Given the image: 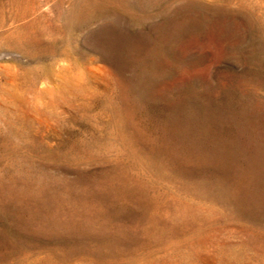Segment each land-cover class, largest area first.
<instances>
[{
    "label": "rangeland",
    "instance_id": "374dc122",
    "mask_svg": "<svg viewBox=\"0 0 264 264\" xmlns=\"http://www.w3.org/2000/svg\"><path fill=\"white\" fill-rule=\"evenodd\" d=\"M0 264H264V0H0Z\"/></svg>",
    "mask_w": 264,
    "mask_h": 264
}]
</instances>
